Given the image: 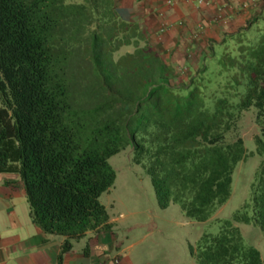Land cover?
Here are the masks:
<instances>
[{
  "label": "trees",
  "instance_id": "16d2710c",
  "mask_svg": "<svg viewBox=\"0 0 264 264\" xmlns=\"http://www.w3.org/2000/svg\"><path fill=\"white\" fill-rule=\"evenodd\" d=\"M179 78L114 0H0V174L18 175L31 223L63 239L57 264L111 228L99 198L116 179L109 159L126 148L160 209L217 223L188 246L196 264H264L236 226L264 237V29L232 34ZM253 155L248 203L213 219Z\"/></svg>",
  "mask_w": 264,
  "mask_h": 264
},
{
  "label": "crops",
  "instance_id": "0c3cea01",
  "mask_svg": "<svg viewBox=\"0 0 264 264\" xmlns=\"http://www.w3.org/2000/svg\"><path fill=\"white\" fill-rule=\"evenodd\" d=\"M114 1L118 16L134 23L183 81L232 34L264 29V0ZM109 224V230L87 233L75 242L61 264H114L115 258L130 264L113 233V219ZM62 241L31 223L18 175L0 174V264H57Z\"/></svg>",
  "mask_w": 264,
  "mask_h": 264
},
{
  "label": "rangeland",
  "instance_id": "374dc122",
  "mask_svg": "<svg viewBox=\"0 0 264 264\" xmlns=\"http://www.w3.org/2000/svg\"><path fill=\"white\" fill-rule=\"evenodd\" d=\"M255 134V126L245 119L240 135L247 153L254 150L251 140ZM261 161L259 156L253 155L237 165L232 177L231 196L213 219H229L248 203L250 184ZM108 162L116 179L99 201L114 221L113 233L123 243L122 255L130 264H196L188 246L194 245L205 232L216 233L217 223L188 221L175 204L160 209L148 176L132 162L129 148L112 156ZM236 226L246 242L259 251L264 263V237L259 229L252 225Z\"/></svg>",
  "mask_w": 264,
  "mask_h": 264
},
{
  "label": "built area",
  "instance_id": "2783aa9c",
  "mask_svg": "<svg viewBox=\"0 0 264 264\" xmlns=\"http://www.w3.org/2000/svg\"><path fill=\"white\" fill-rule=\"evenodd\" d=\"M113 263H114V264H120V260H119L118 258H115V259L113 260Z\"/></svg>",
  "mask_w": 264,
  "mask_h": 264
}]
</instances>
